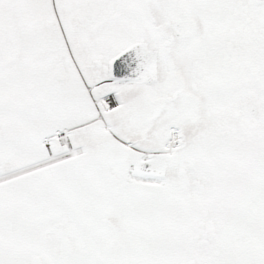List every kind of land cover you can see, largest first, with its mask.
Masks as SVG:
<instances>
[{
    "label": "snow or ice",
    "instance_id": "snow-or-ice-1",
    "mask_svg": "<svg viewBox=\"0 0 264 264\" xmlns=\"http://www.w3.org/2000/svg\"><path fill=\"white\" fill-rule=\"evenodd\" d=\"M0 264H264V0H0Z\"/></svg>",
    "mask_w": 264,
    "mask_h": 264
}]
</instances>
